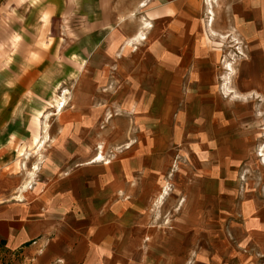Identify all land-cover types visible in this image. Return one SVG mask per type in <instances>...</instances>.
I'll use <instances>...</instances> for the list:
<instances>
[{
  "label": "crops",
  "instance_id": "1",
  "mask_svg": "<svg viewBox=\"0 0 264 264\" xmlns=\"http://www.w3.org/2000/svg\"><path fill=\"white\" fill-rule=\"evenodd\" d=\"M223 2L236 10L231 17L239 38L250 43L252 54L258 55V60L247 62L245 83L252 74L257 81L249 86L251 92L254 87L263 91L264 60L261 64L260 58H264V0ZM205 3L207 0H0V18L20 41L29 42L19 46L20 53L60 57L63 72L72 74L70 82L77 88L79 103L101 84L99 74L117 73L99 60L109 41L123 40L127 50L131 44L140 42L134 55L145 54L154 60L152 71L161 76L159 89L164 87L166 75L175 90L181 88L185 74L188 83L200 81L202 85L209 67L204 63L207 51L203 50L204 45L207 49L202 32ZM17 35H12L11 40ZM27 67L22 72L28 71L30 79L46 70L38 62ZM146 67L147 64H137L133 69L138 73ZM89 74L95 75L90 78ZM137 83L145 89L141 81ZM20 84L31 87L25 80H20ZM6 88L17 89L15 82L11 85L3 76L2 112L4 107L15 104L14 99L4 96ZM204 90L200 87L198 95L204 94ZM170 109L169 105L162 111L163 121L167 120L166 111ZM206 111H201L204 117H208ZM13 113L11 120L19 114ZM1 117L4 119V115L0 114V162L11 151ZM221 117L212 113L207 119L204 134L207 142L201 150L205 154L193 165L191 177L185 175L175 182L174 189L181 191L178 196L182 202L176 211V208L162 210L173 216L167 227L158 228L159 222L157 227L153 226V211L147 205L130 207L133 201L116 202L117 196L168 195L164 168L149 160V148L138 146L132 151L142 155L134 158V162L111 161L106 166L96 161L74 163V171L60 178L63 187L60 191L48 187L38 193L2 190L0 248L20 251L29 256V264H264V196L241 202L235 211L237 219L234 218L232 195L228 193L231 187H227L226 179L232 177L238 157L225 138L231 133V126ZM193 118L198 121L201 117L190 119ZM76 153L80 158L83 152ZM98 170L108 171V176L99 174ZM151 178H154L152 183ZM180 181L184 183L179 184ZM5 196H21L29 199V203L22 199L6 200ZM41 196H107L114 203L108 208L76 210L70 214L63 207L54 208L51 203L40 205L33 200ZM233 226L241 227L238 240L231 233Z\"/></svg>",
  "mask_w": 264,
  "mask_h": 264
},
{
  "label": "rangeland",
  "instance_id": "2",
  "mask_svg": "<svg viewBox=\"0 0 264 264\" xmlns=\"http://www.w3.org/2000/svg\"><path fill=\"white\" fill-rule=\"evenodd\" d=\"M228 4L223 0H207L202 7L203 42L207 45V49L203 46L207 51L204 63L209 66L205 74L207 80L205 78L202 85L200 81L188 83V74H185L181 88L175 90L166 75L165 85L159 89L161 76L152 71L154 60L145 54L134 55L133 51L140 48V42L131 44L127 50L123 40L109 41L108 46L105 43L99 60L105 67L116 69L117 73L99 74L101 84L89 90L90 97L79 103L76 101L77 88L70 82L72 74L63 72L62 66L61 70L60 57L20 53L19 46L29 42L20 41L0 18V81L4 76L5 81L11 85L15 82L17 87L4 90V96L14 99L15 104L4 107L3 112L0 107V114L4 115V119L1 118L5 139L10 141L11 150L0 162V194L4 192L2 190L38 193L44 187L60 191L63 187L59 180L71 172L74 163L96 161L106 166L111 161L134 162V158L142 154L133 153V148L143 146L151 151L147 155L149 160L164 168L168 195L117 196L116 202L133 201L130 207L147 205L153 211V226L157 227L159 222L158 228L167 227L173 216L162 210L176 208V211L181 204V196H178L181 191H175V182L185 175L191 177L193 165L205 154L201 150L207 142L204 136L207 119L212 113H219L231 126V133L225 138L234 156L238 157L232 177L226 179L229 181L227 187H231L228 193L232 195L234 218L237 219V205L244 200L263 199L264 90L254 87L256 89L251 92L249 86L257 81L256 76L250 74L247 83L243 76L248 60L249 63L258 60V55L252 54L250 43L239 38L231 17L232 11L236 10L228 8ZM135 17L140 19L138 14ZM12 35L17 37L11 40ZM260 59L262 64L264 58ZM35 62L46 70L36 76L33 74L30 79L28 71L22 70ZM137 64H147L148 67L138 74L133 69ZM93 75L89 74V77L93 78ZM20 80L30 82L31 87L22 86ZM137 81H141L145 89L142 90ZM200 87L205 90L204 94L198 95ZM169 105L167 120L163 121L162 111ZM201 111H206L208 117H204ZM13 112L19 113V121L11 120ZM191 117L201 118L195 121ZM77 150L83 152L80 158L76 157ZM98 173L108 176V171L98 170ZM178 174H181L179 179ZM153 179L149 182L152 183ZM103 186L106 185L101 188ZM14 197L5 196L6 200L22 199L21 196ZM108 199L107 196H41L33 200L40 205L51 203L54 208L63 207L71 214L76 210L108 208L114 203ZM22 201L29 203L27 198ZM232 228L231 233L238 240L241 227ZM28 261L29 256L20 254V251L0 248V264H29Z\"/></svg>",
  "mask_w": 264,
  "mask_h": 264
},
{
  "label": "built area",
  "instance_id": "3",
  "mask_svg": "<svg viewBox=\"0 0 264 264\" xmlns=\"http://www.w3.org/2000/svg\"><path fill=\"white\" fill-rule=\"evenodd\" d=\"M29 189V187H27Z\"/></svg>",
  "mask_w": 264,
  "mask_h": 264
},
{
  "label": "bare ground",
  "instance_id": "4",
  "mask_svg": "<svg viewBox=\"0 0 264 264\" xmlns=\"http://www.w3.org/2000/svg\"><path fill=\"white\" fill-rule=\"evenodd\" d=\"M212 24V23H211ZM141 36V35H140Z\"/></svg>",
  "mask_w": 264,
  "mask_h": 264
}]
</instances>
